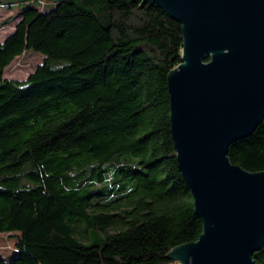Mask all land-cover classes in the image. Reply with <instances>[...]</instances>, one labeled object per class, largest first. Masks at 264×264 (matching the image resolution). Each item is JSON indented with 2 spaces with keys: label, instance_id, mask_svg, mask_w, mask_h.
I'll use <instances>...</instances> for the list:
<instances>
[{
  "label": "trees",
  "instance_id": "trees-1",
  "mask_svg": "<svg viewBox=\"0 0 264 264\" xmlns=\"http://www.w3.org/2000/svg\"><path fill=\"white\" fill-rule=\"evenodd\" d=\"M17 5L0 42V234L16 256L0 264H180L169 252L202 232L170 134L181 26L152 0H0ZM29 51L41 64L4 78ZM227 156L264 171V119Z\"/></svg>",
  "mask_w": 264,
  "mask_h": 264
},
{
  "label": "water",
  "instance_id": "water-1",
  "mask_svg": "<svg viewBox=\"0 0 264 264\" xmlns=\"http://www.w3.org/2000/svg\"><path fill=\"white\" fill-rule=\"evenodd\" d=\"M181 26L167 76L170 134L202 232L172 249L180 264H257L264 247V171L228 147L264 119V0H152Z\"/></svg>",
  "mask_w": 264,
  "mask_h": 264
},
{
  "label": "rangeland",
  "instance_id": "rangeland-1",
  "mask_svg": "<svg viewBox=\"0 0 264 264\" xmlns=\"http://www.w3.org/2000/svg\"><path fill=\"white\" fill-rule=\"evenodd\" d=\"M21 9H23L22 5L15 6L13 11L0 7V42L13 31L14 25L19 20L17 11ZM42 58L41 55L32 51L26 52L4 69L3 77L19 81L25 80L41 64ZM14 243L15 239L12 235L0 234V259L9 262L16 256L13 249Z\"/></svg>",
  "mask_w": 264,
  "mask_h": 264
}]
</instances>
